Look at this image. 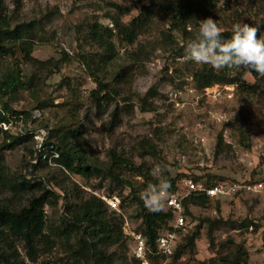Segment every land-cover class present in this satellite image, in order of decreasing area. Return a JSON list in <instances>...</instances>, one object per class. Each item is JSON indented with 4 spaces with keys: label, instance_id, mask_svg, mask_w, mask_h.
Wrapping results in <instances>:
<instances>
[{
    "label": "rangeland",
    "instance_id": "obj_1",
    "mask_svg": "<svg viewBox=\"0 0 264 264\" xmlns=\"http://www.w3.org/2000/svg\"><path fill=\"white\" fill-rule=\"evenodd\" d=\"M146 3V0H0V13L12 26L33 22L37 29L34 59L27 60L20 53L16 55L24 78L33 84V91L26 90L13 103L18 110H31L32 116L9 126L15 135L26 131L37 135L4 151L10 174L23 173L28 179L35 176L46 184L47 179L55 175L58 183L50 186L62 196L71 194L79 180L87 198L110 193L123 203L129 188L123 193L111 191V180L101 176L83 181L55 166L51 159L49 166L39 167L34 176L28 174L25 165L37 162L33 159L34 150L48 133L45 127L66 125L81 128L90 158L103 168L109 162V151L116 149L136 164L145 161L151 168L160 165L162 172L180 174L179 180L198 175L202 180L208 178L213 182H264V77L260 74L255 77L245 69L248 67L224 68L219 72L229 76L242 71L244 80L255 88L241 90L235 83H217L209 87L208 92L198 88L194 74L205 65L211 66L188 59L185 45L198 31L200 20L209 17H197L183 24L174 15L157 13L130 44L115 29L111 17L128 23ZM116 4L127 6L130 13L121 15ZM211 18L223 30H232L236 23L258 24L264 35L263 0L220 1ZM95 20L113 29L117 54L107 69L99 72L110 94L102 106H98L93 94L97 82L89 66L83 63V54L101 51L87 41L89 26ZM121 69L126 70L127 81L116 82L115 76ZM32 128L37 130H28ZM241 129L247 133L242 135ZM220 135L224 141L217 149ZM3 140L0 135V143ZM148 151L152 153L141 157ZM119 173L131 179L137 188L144 182L131 171ZM180 190H185L184 185ZM30 197L26 192L0 187V202L12 209L27 205ZM64 203L65 199L58 205L45 207V232L55 240L54 246L40 242L39 258L31 261L24 243L17 240L21 254L17 264H85L81 258L75 259L65 239L56 236L66 216ZM191 208L190 232L202 223L194 253L187 251L177 261L174 253L168 257L152 255V263L223 264L221 257L231 255L235 244H242L249 253L246 264H264V192L242 193L214 201L207 208ZM135 212L136 205L129 200L123 203L122 217L126 215L131 219L132 227L140 225ZM214 220L224 223L214 229L210 240ZM251 224L253 230L248 228ZM78 238L80 233L76 232L70 244L77 245ZM131 249L130 236L120 244L104 248L114 254L116 264H134Z\"/></svg>",
    "mask_w": 264,
    "mask_h": 264
},
{
    "label": "trees",
    "instance_id": "obj_2",
    "mask_svg": "<svg viewBox=\"0 0 264 264\" xmlns=\"http://www.w3.org/2000/svg\"><path fill=\"white\" fill-rule=\"evenodd\" d=\"M146 1L147 3L142 5L140 13L130 19L128 23L120 18L111 17L115 29L130 44L134 43L137 35L146 28L157 13L174 15L183 24H187L197 17H213L217 10L218 2H225V0ZM116 7L121 15L130 13V8L127 6L116 4ZM36 32L37 29L33 22L17 23L12 26V23L0 13V135L4 137V140L0 143V187H9L14 191L26 192L31 195L28 199V204L19 209H12L9 205L0 202V264H17L20 261L21 254L17 240H21L24 243L27 255L31 261H36L39 258L40 250L38 244L40 242L49 245V247L54 246L55 240L45 232L47 227L45 207L49 204L58 205L64 199L66 216H63L62 225L56 232L57 238L65 239L72 248L75 259L81 258L85 264H116L114 254L106 252L104 248L120 244L128 237L123 231L122 214L111 209L104 200L96 195H91L87 198L79 180L74 184L71 194L68 192L65 196H62L50 186L52 183H58L55 175L47 179L49 185L43 179L36 178L33 175L39 167L49 166L51 162L55 166L62 168L66 173L76 175L83 181L93 176L109 178L113 184L112 188H110L111 191L119 190L120 193H123L129 188V194L123 197V203L129 200L130 204L136 205L135 219L140 220V225L136 226V229L144 234L149 247L156 249L159 235L172 228L176 212L172 208L167 207H164L162 211L156 212L149 211L145 207L140 192L149 183H156V180L150 174L152 168L145 161L136 164L120 154L116 149L109 151V162L106 167L98 166L88 154L86 140L80 127L73 129L66 125L54 128L45 127L48 133L44 137L41 146L34 150L33 159L37 160V162L26 163L25 165L28 174L34 177L28 179L26 174L23 173L19 176L10 174L4 151L13 149L37 135L34 131H26L22 135H15L11 133L9 127L14 121L29 120L32 116L31 110H18L14 108L13 103L18 101L20 95L26 90L33 91V84L30 80L24 78L16 55L20 53L27 60L34 59L32 53L36 44ZM113 35L112 28L97 20L90 24L87 33L88 44H94L98 47V50H101L100 52L83 54V63L89 66L90 73L98 85L93 90L98 106H102V102L110 98V94L107 92V82L100 78L99 72L105 71L107 65L116 58L115 42L112 40ZM231 35V30H223L224 38H228ZM260 35H262V30ZM245 69L251 71L255 77L259 75V73L250 68ZM194 77L197 87L203 90L217 83L225 85L235 83L241 90L255 88L254 85L244 80L242 71L236 72L235 76H229L205 65L194 74ZM115 81H127L125 69L117 72ZM44 105L43 103L42 106H39L43 107ZM116 114L117 111L114 112V121L117 120ZM4 123L8 125V128H4ZM28 130H37V128ZM239 132L242 135L247 133L243 129L239 130ZM223 141V136H218L217 149L222 145ZM246 146L249 147L250 144L247 142ZM151 153L152 151H148L142 154L141 157ZM49 159H51V162ZM124 170L131 171L134 175L141 176L144 179L140 188H137L131 179L119 173ZM162 176L167 178L171 184L169 191H178L183 186V180H179L181 178L180 174L174 176L166 170L162 172ZM189 178L202 182L207 186L220 181H228L217 180L213 182L208 178L202 180V176L198 175H193ZM34 192L40 193L35 194ZM109 195L114 194L109 193ZM72 198L74 199L73 201L70 200ZM221 200L223 199L211 200L203 193L193 192L184 198L182 213L188 219L193 214L192 206L207 208L210 207L212 202ZM123 203H121V209ZM130 221L132 222L131 219ZM213 223L214 226L211 227L209 232L210 240L214 229L224 222L223 220H214ZM232 228H235V226L232 225ZM201 229L202 223L199 222L194 230L191 232L189 230L184 236V241L181 239L177 243L174 250L175 261L179 260L182 254L187 251L194 253L196 240L200 236ZM76 232L80 233V238H78L77 245H71L70 240ZM248 257L249 253L244 246L235 244L231 250V255L223 256L221 259L223 264H246ZM134 264H141V261L134 258Z\"/></svg>",
    "mask_w": 264,
    "mask_h": 264
},
{
    "label": "clouds",
    "instance_id": "obj_3",
    "mask_svg": "<svg viewBox=\"0 0 264 264\" xmlns=\"http://www.w3.org/2000/svg\"><path fill=\"white\" fill-rule=\"evenodd\" d=\"M232 35L224 38L223 29L209 17L200 20L198 31L185 45V55L198 63L210 65L219 71L224 68L248 67L264 76V35L258 24L236 23ZM156 183H149L141 193V199L149 211H162L166 205L171 184L162 176L160 165L151 173Z\"/></svg>",
    "mask_w": 264,
    "mask_h": 264
},
{
    "label": "built area",
    "instance_id": "obj_4",
    "mask_svg": "<svg viewBox=\"0 0 264 264\" xmlns=\"http://www.w3.org/2000/svg\"><path fill=\"white\" fill-rule=\"evenodd\" d=\"M209 87L205 88L206 92ZM4 128L8 125L3 124ZM41 144L39 145V147ZM184 191H169L165 207L172 208L176 212V216L172 223V228L162 232L156 243V249L149 247L147 239L141 231L136 227H132L130 220L126 215L123 218V231L127 236H130L131 251L133 258L140 260L141 264H154L151 261L150 255L168 257L174 253L177 243L189 232V220L182 213L183 200L186 196L193 192L203 193L211 200L232 198L242 193H261L264 192L263 181H244L242 183L235 181H220L216 184L205 185L202 182H197L192 178L183 179ZM111 209L122 213L121 200L116 195H99ZM250 230L254 226L249 227Z\"/></svg>",
    "mask_w": 264,
    "mask_h": 264
}]
</instances>
